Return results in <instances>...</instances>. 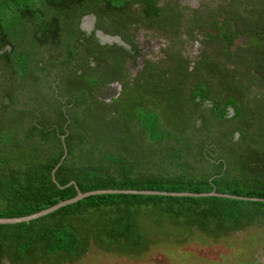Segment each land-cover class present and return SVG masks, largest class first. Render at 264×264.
<instances>
[{
    "label": "trees",
    "instance_id": "1",
    "mask_svg": "<svg viewBox=\"0 0 264 264\" xmlns=\"http://www.w3.org/2000/svg\"><path fill=\"white\" fill-rule=\"evenodd\" d=\"M165 1L0 0V80L5 85H0V217L29 214L77 190L98 187L264 197V151L251 147L254 124L264 117V75L257 77L250 68L251 62L264 65V0H225L218 8L226 11L210 9V22L236 12L240 18L235 22L251 23L241 27L228 21L217 26L216 36L198 31L204 12L188 11L178 0L162 8ZM88 13L95 16L90 32L79 22ZM231 26L238 35L244 32L235 48L224 41ZM96 27L119 34L130 46L101 41ZM138 27L169 36L167 54L138 63L143 49L134 33ZM24 28L34 48L30 63L27 55L23 61L22 52L13 56L17 49L23 51L15 35ZM182 34L204 39L190 69L193 59L180 52L186 43ZM223 59L243 69L226 73ZM136 65L137 73L131 74ZM169 66L180 73L179 85L186 75L206 67L218 71V81L216 86L205 84L197 72L190 94L179 92L176 98V78L170 81L163 72ZM24 72L32 73L30 78H22ZM113 81L120 88L110 97L106 90ZM258 85L259 91L252 90ZM161 88L173 95L167 89L160 93ZM44 89L57 104L53 118L42 109ZM16 103L25 113L28 105L32 110L23 115L16 138L20 142L6 145L11 133L2 120ZM125 136L137 145L127 146ZM226 143L232 147L224 148ZM238 155L247 176L235 175ZM262 206L261 199L215 194L96 191L28 220L0 223V264L31 259L55 264L81 257L91 243L108 248L121 244L126 254L137 253L130 251L135 242L126 239L130 223L154 212L167 225L168 217L174 225V216L183 213L188 225L216 237L264 223ZM156 240L143 241L138 253Z\"/></svg>",
    "mask_w": 264,
    "mask_h": 264
},
{
    "label": "rangeland",
    "instance_id": "2",
    "mask_svg": "<svg viewBox=\"0 0 264 264\" xmlns=\"http://www.w3.org/2000/svg\"><path fill=\"white\" fill-rule=\"evenodd\" d=\"M248 4L250 0H244ZM256 1V0H255ZM181 5L185 6L188 11L189 10H198L204 12L206 16L200 18L201 26H207L208 23L213 19L211 16L210 9L219 10L220 3H224L225 0H178ZM175 4L174 0H167L162 5V8H167L168 6H173ZM226 11L227 9H222ZM219 10V12H222ZM216 14V13H215ZM237 18L236 12L230 13V18ZM189 22H193L192 19L188 18ZM236 19V20H237ZM239 26L241 27H250L251 23L237 20ZM235 22V23H237ZM240 22V23H239ZM24 26L26 25L23 22ZM237 24V26H238ZM28 26V23L27 25ZM146 28L138 27L135 29V37L140 40L138 44L143 45V49L141 50L140 55L137 58L138 63L141 62L144 58H148L150 60L158 61L161 57L165 56L166 49L170 47L171 40L170 37L162 34L160 31H153L152 33H145ZM145 34V35H144ZM264 36V34H262ZM181 36L185 37L186 43L184 48L180 49V52L184 53L187 59H193V61L188 63L187 68L190 69L191 66L195 63V55L201 47V43L204 40L197 35H193L192 38H188V35L182 34ZM18 40V46H20L21 50H18L13 53V56L22 52L24 56V62L28 61L30 63V58L33 57L34 50L31 47V40L29 39V31L24 28L17 32L15 35ZM190 37V36H189ZM148 39V40H146ZM197 40V41H196ZM226 45L227 42L224 40ZM231 41H228L230 44ZM160 45V46H159ZM158 46V48H157ZM83 48V47H82ZM84 49V48H83ZM257 49H253L256 51ZM27 55V57H26ZM193 57V58H192ZM22 59V58H21ZM173 61V59H172ZM223 61L224 71L227 73V70L234 69L235 62L230 60L223 59L219 60ZM138 66L136 65L131 69V74L137 73ZM241 67H237L240 69ZM173 71V72H172ZM166 76L168 80H173L176 78V83L174 86V97L178 98L179 92L181 96L187 94L189 95L192 91L194 83L197 80L196 73L199 72L201 75L200 79L204 81L205 84L216 86L217 75H219L218 71H213L210 68H203L199 71L194 72V75H186L184 80L180 83V73H177L170 66L166 71ZM254 73V72H253ZM30 72H24L22 78L25 80L30 78ZM257 77H261L264 75L254 73ZM14 75V74H13ZM56 75V73H55ZM58 77V76H57ZM164 78V77H163ZM15 79H20L15 77ZM172 81V82H173ZM37 82L41 84V81L37 79ZM111 82V81H109ZM114 83V81L112 82ZM111 83V84H112ZM0 85L5 86L3 84V80H0ZM114 87V90L109 91L110 87ZM41 86H39L40 88ZM259 85L256 88H252V90L259 91ZM118 85L116 83L109 86L106 90L110 97L115 96L119 91ZM42 89V88H41ZM167 89V88H166ZM165 88H161L159 92H166ZM262 89V87H261ZM39 90V89H38ZM180 90V91H179ZM4 91V90H3ZM105 91V93H106ZM42 96V109L47 110L50 113L51 118L57 116V104L52 101L51 95L49 91L45 90L41 91ZM104 93V92H103ZM104 93V95H105ZM169 95H173L172 91L169 92ZM102 95V93H99ZM264 94V92H263ZM254 96H258L255 93ZM88 96V95H87ZM264 96V95H263ZM116 96L114 99L118 100ZM107 99V95L105 97ZM17 100V98H16ZM108 100V99H107ZM96 104L99 102H95ZM60 106V105H59ZM58 106V107H59ZM105 105L102 103V107ZM107 107V106H106ZM28 110L22 108L17 103L14 107H12L8 113L5 115L4 120L5 128L9 129L11 133V137L7 138L5 141L6 145H14L15 141L18 143V130L22 126L23 115L27 114V111H31V105L27 106ZM83 108V107H82ZM106 109V108H105ZM178 116V115H177ZM186 117V116H185ZM184 115L181 118L185 119ZM257 123V124H256ZM256 133H253L252 137L254 138L251 147L264 151V117L262 121L256 120ZM224 127V125L222 126ZM124 129L128 132L131 128L124 126ZM128 136V134H127ZM123 141L127 146H136L137 142L134 139L127 140L126 136L123 137ZM4 144V143H3ZM224 148H231L232 144L227 145L223 144ZM246 145H243L241 148H246ZM239 148V147H238ZM240 150V148H239ZM142 151V149H141ZM241 151V150H240ZM242 161V160H241ZM238 173L235 172L237 176H247L248 173L245 170V167L239 161L238 155ZM192 169V167H190ZM264 208V206H262ZM174 211V210H173ZM171 215H174L171 213ZM176 223L173 225L174 220L171 217H168L169 225L163 219V215L159 213H150L149 217H136L130 223L132 227V231H129L126 236L128 242H135L137 245L136 248L130 249L132 252H137L134 254H126V250L123 249L122 245L119 244L108 248V245L105 247H101L99 244L96 245L91 243L86 249V251L82 254L81 257H76L75 259H69L67 261L56 262L55 264H264V223H251L244 228H240L237 230L231 229L223 234L218 236L206 235V233L202 232L195 226L188 225V217L185 214L175 215ZM255 217H252L254 219ZM264 219V218H263ZM264 221V220H263ZM172 222V224H170ZM216 229V228H213ZM212 229V230H213ZM187 231V232H183ZM192 231V232H191ZM183 232V233H180ZM180 233V234H179ZM150 237H156L154 242H151L148 246H146L142 251L138 253V247L145 246L144 244L147 242V239ZM112 240V239H111ZM144 241V242H143ZM142 242L144 244H142ZM7 264H12L11 261H7ZM25 264H52V262H48L46 259H31L30 261H26Z\"/></svg>",
    "mask_w": 264,
    "mask_h": 264
},
{
    "label": "water",
    "instance_id": "3",
    "mask_svg": "<svg viewBox=\"0 0 264 264\" xmlns=\"http://www.w3.org/2000/svg\"><path fill=\"white\" fill-rule=\"evenodd\" d=\"M94 18V14L93 13H88L85 14L81 17L80 19V25L82 28H85L88 31H91V29L93 28V21ZM95 33L98 35L99 39L101 41L104 42H117L120 44H123L125 47L129 46V44L127 42H125L120 35L118 34H112L109 32H105L102 28L100 27H96L95 29ZM263 72H264V68H263ZM56 168V167H55ZM96 191H101V192H142V193H161L163 194L164 192H168L169 194H177V195H181V194H187V195H206V194H215V195H221V196H226V197H234V198H241V199H261L264 200V197H257V196H245V195H239V194H234L233 192H218V191H168V190H154V189H131V188H101L98 187L96 189H90V190H86V191H80L77 190L75 195L59 200L47 207H44L42 209H39L37 211H32L29 214H25V215H19V216H8V217H0V223H6V222H16V221H22V220H28L30 219V217L34 216H38L47 212H50L52 210H54L55 208L66 204V203H70L73 202L85 195L88 194H92V193H96Z\"/></svg>",
    "mask_w": 264,
    "mask_h": 264
},
{
    "label": "clouds",
    "instance_id": "4",
    "mask_svg": "<svg viewBox=\"0 0 264 264\" xmlns=\"http://www.w3.org/2000/svg\"><path fill=\"white\" fill-rule=\"evenodd\" d=\"M85 15V14H84ZM82 17V16H81ZM221 19L218 21V23H215V20L213 22H209L207 26H202V27H198V31H201L205 34H208V35H213V36H216L218 35L219 31L217 30V26H226V24L228 23V21H234L233 18H230L229 16L226 18V20H224V17L223 16H220ZM81 19V18H80ZM93 21H94V24H93V27L95 25V16L93 18ZM79 22H81L79 20ZM234 24L236 25L235 21H234ZM229 25V24H228ZM101 28V27H100ZM228 29V34H227V39L228 41L230 40L231 43H230V46L231 48H235L236 47V43L238 42H241V38L244 36V32H240L239 35L237 33V29L235 28V26H231V27H226ZM226 28H223V31L226 29ZM85 29V28H84ZM93 29V28H92ZM91 29V30H92ZM103 29V28H102ZM104 30V29H103ZM88 31V30H87ZM90 32V31H88ZM112 34H116V33H112ZM201 34V33H200ZM205 34H202V35H205ZM119 35V34H118ZM200 38H202V36H199ZM233 40V41H232ZM197 41V40H196ZM129 44V43H128ZM130 46V44H129ZM128 47V46H127ZM231 61V60H230ZM153 62V61H152ZM233 62V61H232ZM263 68H264V65H262V67L260 68V70L258 71L257 69H254L252 70V72L254 73H257V74H262L264 73L263 72ZM114 84V83H112ZM111 84V85H112ZM118 85V84H117ZM119 87V85H118ZM109 88V87H108ZM114 90V87H110L109 91H112Z\"/></svg>",
    "mask_w": 264,
    "mask_h": 264
},
{
    "label": "flooded vegetation",
    "instance_id": "5",
    "mask_svg": "<svg viewBox=\"0 0 264 264\" xmlns=\"http://www.w3.org/2000/svg\"><path fill=\"white\" fill-rule=\"evenodd\" d=\"M224 40H227V37H224ZM252 63V65H251V71L252 70H254V69H257L258 71L260 70V68L262 67V65H259L257 62H251ZM237 65V64H236ZM235 66V65H234ZM236 68L237 67H241V65H237V66H235ZM243 68L241 67L240 69H237V70H242ZM254 74V73H253ZM230 110H231V112L230 113H232V111H233V109H232V107H230Z\"/></svg>",
    "mask_w": 264,
    "mask_h": 264
}]
</instances>
